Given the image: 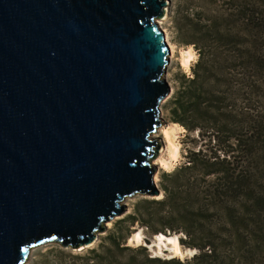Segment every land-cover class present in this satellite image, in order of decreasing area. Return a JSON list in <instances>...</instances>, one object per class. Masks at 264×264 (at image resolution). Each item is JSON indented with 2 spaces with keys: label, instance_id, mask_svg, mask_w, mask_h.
<instances>
[{
  "label": "water",
  "instance_id": "obj_1",
  "mask_svg": "<svg viewBox=\"0 0 264 264\" xmlns=\"http://www.w3.org/2000/svg\"><path fill=\"white\" fill-rule=\"evenodd\" d=\"M166 0H0V264L91 246L161 191Z\"/></svg>",
  "mask_w": 264,
  "mask_h": 264
},
{
  "label": "trees",
  "instance_id": "obj_2",
  "mask_svg": "<svg viewBox=\"0 0 264 264\" xmlns=\"http://www.w3.org/2000/svg\"><path fill=\"white\" fill-rule=\"evenodd\" d=\"M217 2L207 17L185 15L178 23L180 43L198 58L191 76L182 75L171 109L174 123L203 128L217 148L189 149L164 175L162 198L139 202L130 217L151 235L182 233L196 253L178 264H229L227 247L239 251L245 230H264V213H249L245 201L247 195L264 208V0ZM121 245L109 236L86 262L120 263L110 255L128 248Z\"/></svg>",
  "mask_w": 264,
  "mask_h": 264
},
{
  "label": "rangeland",
  "instance_id": "obj_3",
  "mask_svg": "<svg viewBox=\"0 0 264 264\" xmlns=\"http://www.w3.org/2000/svg\"><path fill=\"white\" fill-rule=\"evenodd\" d=\"M167 5L165 7V16L156 19L159 28L165 34L167 39L173 45V53L169 54V63L166 66V75H169L170 93L160 104V121L161 124L157 130L150 135L151 140H156L161 144L164 151L157 155L152 160V164L156 169L155 177L158 188L161 191V197H143L130 202L123 203L125 209L122 214L114 217L112 220L106 223V228L103 232L98 233L96 241L89 247L71 249V248H59L51 244H46L34 254L25 259L24 264H96L93 262H86L89 251L97 247L101 242L106 240L109 236H114L122 243V251L112 253L111 258H115L120 263L117 264H178L187 263L189 259L196 253V249L188 247L182 241H185V237L182 233L167 232L165 236L177 235L179 247L182 251V255L172 256L170 250H167L164 244H162V252L164 254L159 255L157 253L158 246L155 243L157 238L155 235H151L144 225L138 222H132L131 216L134 215L137 206L140 207L139 202L146 199H160L163 196L161 190V184L165 181V174L170 173L176 169L181 163L185 161L186 154L189 149H200L204 153H211L217 144L214 141H209L204 129L189 131L185 127L178 123H174L171 120V109L174 106V98L176 92L181 85L182 75L191 76V68L198 58V54L192 46L184 45L179 41L178 23L185 15L199 14L200 18L208 16L209 11L212 10L214 0H166ZM222 2V1H221ZM219 2V3H221ZM218 3V2H217ZM166 39V38H165ZM186 52V53H185ZM183 53V54H182ZM190 53V54H189ZM186 54H189V58L185 59ZM190 59V60H189ZM187 63H184V62ZM202 121V120H201ZM205 125V124H204ZM172 126L175 134V143L178 145V153L169 150V143L164 137L162 129L164 127ZM202 134L204 136H202ZM223 139H225L223 137ZM221 146V144H220ZM221 151H218L219 154ZM259 175V172H258ZM201 177V176H199ZM207 180H212V176L206 177ZM251 190V188H250ZM261 188L259 189V183L255 186L253 194L259 196ZM245 201L249 202L247 211L254 215L264 213V208L260 203H251L253 199H249L245 195ZM151 205H142L141 208H151ZM244 235L241 238V244L239 251L230 250V247L226 248L229 254V264H264V230L258 229L256 232L251 230H245ZM141 234V242L134 241L133 236L135 234ZM163 234V233H161ZM154 239V240H153ZM151 244V245H150ZM155 244V245H154ZM166 244H169L166 241ZM154 247H151L153 246ZM153 249V251H152ZM157 253V254H156ZM157 259H150L156 258ZM156 260V261H155ZM169 260V261H168Z\"/></svg>",
  "mask_w": 264,
  "mask_h": 264
},
{
  "label": "bare ground",
  "instance_id": "obj_4",
  "mask_svg": "<svg viewBox=\"0 0 264 264\" xmlns=\"http://www.w3.org/2000/svg\"><path fill=\"white\" fill-rule=\"evenodd\" d=\"M165 12H166V9H165ZM165 16V14H164ZM162 33L164 35V38L166 43L168 44L169 46V49L171 51V53H173V45L169 42V40L167 39V34H165L162 30ZM186 53V52H185ZM183 54V53H182ZM190 54V53H189ZM189 54H186V57L185 59H187V57L189 58ZM189 55V56H187ZM190 60V59H189ZM188 62V61H187ZM186 61L184 63H187ZM166 79H167V82L169 83L170 79H169V75H166ZM162 132L164 134V137L165 139L167 140V142L169 143L168 145V148L169 150H171L172 152H177L178 153V145L175 143V134H174V130H173V127L172 126H167V127H164L162 129ZM164 151V147L162 146V150L160 151V154ZM154 180H156V177L154 176ZM156 182V181H155ZM159 197V196H158ZM161 197V196H160ZM157 238L155 239V243L157 244L158 246V250H157V253L159 255H162L164 254V252H162V244H164V246L166 247L167 250H170V252L173 254L172 256H179V255H182V251L179 247V243H178V238H177V235L175 236H165L164 234H156L155 235ZM133 239L134 241H137V242H141L142 239H141V234H135L133 236ZM154 240V239H153ZM166 241L169 243V244H166ZM151 245V244H150ZM155 245V244H154ZM151 246V247H154ZM163 246V247H164ZM153 251V249H152ZM156 253V254H157Z\"/></svg>",
  "mask_w": 264,
  "mask_h": 264
}]
</instances>
